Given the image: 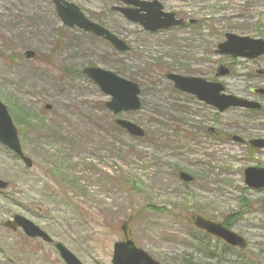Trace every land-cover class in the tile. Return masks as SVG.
Segmentation results:
<instances>
[{
	"label": "rangeland",
	"instance_id": "374dc122",
	"mask_svg": "<svg viewBox=\"0 0 264 264\" xmlns=\"http://www.w3.org/2000/svg\"><path fill=\"white\" fill-rule=\"evenodd\" d=\"M65 1L129 51L64 27L51 0H0V101L32 162L27 169L0 145V179L9 185L0 191V264H64L52 245L1 227L15 215L82 264H111L124 224L128 238L159 264H264V189L244 184L245 169L264 170V150L248 145L264 139V95L254 93L264 90V75L255 72L264 56L217 53L226 34L264 40V0H156L186 25L153 34L113 12L119 0ZM26 51L34 58L25 59ZM220 67L229 73L217 76ZM85 68L137 84L140 109L119 117L144 138L115 126L105 108L110 98ZM167 74L218 83L225 95L261 109L220 113L175 89ZM180 172L193 183L180 182ZM196 215L228 221L246 248L207 239L190 220Z\"/></svg>",
	"mask_w": 264,
	"mask_h": 264
},
{
	"label": "water",
	"instance_id": "95a60500",
	"mask_svg": "<svg viewBox=\"0 0 264 264\" xmlns=\"http://www.w3.org/2000/svg\"><path fill=\"white\" fill-rule=\"evenodd\" d=\"M51 1L58 18L65 27L69 29L76 27L85 33H91L95 37L108 42L114 49L121 53L128 51V47L122 40L103 27L89 21L76 5L64 0ZM120 2L126 7H113L112 11L120 14L126 21L138 24L146 32L155 33L163 29L184 25L182 20L175 19L174 14L164 13L162 11V5L157 1L120 0ZM225 39L226 41L224 43L218 45V54L220 55L250 60L264 55V41L260 39L238 37L231 34L225 35ZM33 57V52L27 51L25 53L26 59ZM82 73L91 79L105 95L110 97V101L105 104V107L112 114L118 115L121 112L139 110V89L134 83L98 68H86ZM263 73L264 70L258 72V74ZM226 74H228V70L223 68L219 69L218 75ZM167 79L172 81L174 87L179 91L195 96L199 101L213 106L219 112H224L232 107L251 110L260 109L258 103L223 94L224 88L218 83H209L202 79L186 78L174 74L167 75ZM256 93L264 94V90H256ZM115 123L129 135L137 138L143 137L141 129L134 124L124 120H116ZM234 139L238 142L241 141L239 138ZM0 144L17 155L27 168L32 167L31 160L22 153L16 127L12 122L6 106L2 102H0ZM249 145L255 149H264V140L255 139L250 141ZM178 177L184 183H191L193 181L192 177L185 173H180ZM244 184L249 189H263L264 170L260 168H247L244 171ZM7 188L8 183L0 179V191H4ZM191 221L196 229L223 241L230 247L238 248L239 250L246 248V241L242 237L226 229L219 223H214L200 216L191 217ZM2 227L10 229L13 232L20 229L27 238L40 239L47 244L52 243V239L44 231L19 215H15L12 220L4 222ZM122 231L126 237L125 225L122 227ZM53 247L64 264H82L61 243H55ZM111 264L159 263L143 250L137 248L132 241L126 239L124 242L114 244Z\"/></svg>",
	"mask_w": 264,
	"mask_h": 264
},
{
	"label": "trees",
	"instance_id": "16d2710c",
	"mask_svg": "<svg viewBox=\"0 0 264 264\" xmlns=\"http://www.w3.org/2000/svg\"><path fill=\"white\" fill-rule=\"evenodd\" d=\"M1 56H3V57H7V58H10L9 56H6L5 53L1 54ZM19 111H20V110H19ZM19 111H18V112H19ZM33 120H34V119L31 118V119L29 120V122H33ZM35 122H36V123H41V120H39V121H35ZM36 125H37V124H33V123H32V124H30V127H36ZM56 169H57V170H54V172H52V173H58V172H59V169H58V168H56ZM60 175H61V173H60ZM129 183H131V182H129ZM236 220H237V218H235V220H234L233 222H235ZM222 224L228 228L230 223H229L228 221H226V222H223ZM205 237H206L207 239H210V237L207 236V235H205ZM223 246H225V245H223ZM227 248H228V247H227ZM228 249L232 250L231 248H228Z\"/></svg>",
	"mask_w": 264,
	"mask_h": 264
},
{
	"label": "flooded vegetation",
	"instance_id": "af4514ba",
	"mask_svg": "<svg viewBox=\"0 0 264 264\" xmlns=\"http://www.w3.org/2000/svg\"><path fill=\"white\" fill-rule=\"evenodd\" d=\"M234 249V248H233Z\"/></svg>",
	"mask_w": 264,
	"mask_h": 264
}]
</instances>
